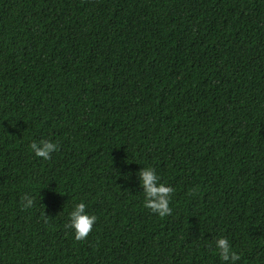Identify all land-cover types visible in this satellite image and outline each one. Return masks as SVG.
<instances>
[{
    "label": "trees",
    "instance_id": "1",
    "mask_svg": "<svg viewBox=\"0 0 264 264\" xmlns=\"http://www.w3.org/2000/svg\"><path fill=\"white\" fill-rule=\"evenodd\" d=\"M220 236L264 264V0H0V264H222Z\"/></svg>",
    "mask_w": 264,
    "mask_h": 264
},
{
    "label": "clouds",
    "instance_id": "2",
    "mask_svg": "<svg viewBox=\"0 0 264 264\" xmlns=\"http://www.w3.org/2000/svg\"><path fill=\"white\" fill-rule=\"evenodd\" d=\"M30 150L36 157L45 160L50 159L51 154L55 152L58 145L50 140H41L39 143L32 142ZM140 186L144 189L143 204L145 208L151 209L153 213L160 217H165L171 213L170 202L174 189L161 182V177L152 166L142 168L139 173ZM23 207L31 208L34 204L33 197L25 194L21 198ZM87 205L81 201L74 204L68 216L67 226L72 229L74 238L77 241L86 239L93 230L97 221V216L87 212ZM214 251L218 254L222 264H238L241 256L233 249L230 241L220 236L214 242Z\"/></svg>",
    "mask_w": 264,
    "mask_h": 264
}]
</instances>
